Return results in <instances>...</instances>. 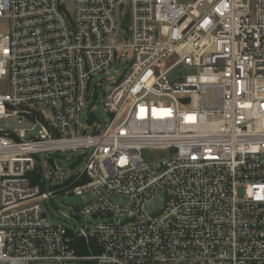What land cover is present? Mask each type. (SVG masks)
Returning <instances> with one entry per match:
<instances>
[{
	"label": "built area",
	"instance_id": "obj_1",
	"mask_svg": "<svg viewBox=\"0 0 264 264\" xmlns=\"http://www.w3.org/2000/svg\"><path fill=\"white\" fill-rule=\"evenodd\" d=\"M3 19L0 121L21 128L0 131V264H264V0H0Z\"/></svg>",
	"mask_w": 264,
	"mask_h": 264
},
{
	"label": "rangeland",
	"instance_id": "obj_2",
	"mask_svg": "<svg viewBox=\"0 0 264 264\" xmlns=\"http://www.w3.org/2000/svg\"><path fill=\"white\" fill-rule=\"evenodd\" d=\"M8 26H7V21L6 20H0V32L5 33L7 32ZM116 36H122L121 32L117 33ZM120 40V37H119ZM178 74V69L174 70L171 75H169V79L173 80V77ZM96 83V79L92 82L90 85V90L88 94V103L83 110V114L81 116V121L83 124L85 123V114L87 112V109L89 106L92 104L94 101L92 98V95L94 94V85ZM6 85V78L2 80L0 84V92H3L5 89ZM97 95L95 97V101H97L99 104L97 105L99 108V111L101 114L104 113L103 107L101 104V95L106 91L105 85H102L101 87L97 88ZM44 114L46 115V118L49 119L51 118V113L48 109L43 108ZM8 126V128L6 127ZM25 128L24 126H22ZM18 128H21L20 126H17L14 120L8 119V120H3L0 121V131H9L13 132L18 130ZM39 131V128H35V130L32 132V135L35 136L37 135ZM29 134H27V137ZM164 154V151L161 150H148V149H143L140 152V157L144 163H147L161 155ZM65 156H69V154H66ZM63 172L67 171V167H63L62 169ZM90 201V196L88 194H85L83 196H73V195H64L61 196L60 198H55L53 200V204L51 202H47V207L50 209L51 214L49 213L48 215V224L50 225H56V226H69L68 221L63 218L60 213H64L66 215L73 214V210L76 209L77 207H81L88 203ZM112 201L116 204H128V200L126 199H118V198H113ZM87 222L91 223L92 220L86 219Z\"/></svg>",
	"mask_w": 264,
	"mask_h": 264
},
{
	"label": "trees",
	"instance_id": "obj_3",
	"mask_svg": "<svg viewBox=\"0 0 264 264\" xmlns=\"http://www.w3.org/2000/svg\"><path fill=\"white\" fill-rule=\"evenodd\" d=\"M78 257H89L98 254V248L91 241L87 243L83 238H76L70 245ZM79 264H94L92 261H81Z\"/></svg>",
	"mask_w": 264,
	"mask_h": 264
},
{
	"label": "water",
	"instance_id": "obj_4",
	"mask_svg": "<svg viewBox=\"0 0 264 264\" xmlns=\"http://www.w3.org/2000/svg\"><path fill=\"white\" fill-rule=\"evenodd\" d=\"M166 200H167V196L162 191L150 204L144 207L145 213L152 219L157 217L162 212L163 207H164V202ZM126 222L127 220L117 221L118 224H124Z\"/></svg>",
	"mask_w": 264,
	"mask_h": 264
}]
</instances>
